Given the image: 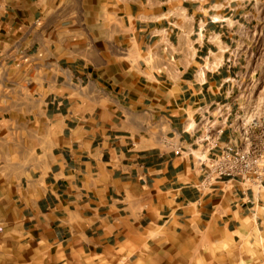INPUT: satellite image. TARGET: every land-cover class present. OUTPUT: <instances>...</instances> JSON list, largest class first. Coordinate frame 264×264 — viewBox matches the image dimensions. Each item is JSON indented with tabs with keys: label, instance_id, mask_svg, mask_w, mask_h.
Wrapping results in <instances>:
<instances>
[{
	"label": "crops",
	"instance_id": "obj_1",
	"mask_svg": "<svg viewBox=\"0 0 264 264\" xmlns=\"http://www.w3.org/2000/svg\"><path fill=\"white\" fill-rule=\"evenodd\" d=\"M257 3L0 0L4 262L126 264L161 232L264 225V188L204 185L196 143Z\"/></svg>",
	"mask_w": 264,
	"mask_h": 264
},
{
	"label": "rangeland",
	"instance_id": "obj_2",
	"mask_svg": "<svg viewBox=\"0 0 264 264\" xmlns=\"http://www.w3.org/2000/svg\"><path fill=\"white\" fill-rule=\"evenodd\" d=\"M253 11L254 16L248 17L247 30L237 35L230 50L238 74L230 83L235 87L232 94L235 108L242 107L248 114L254 111L264 113V0H258ZM263 228L264 225L255 221L242 222V228H231L235 230L236 238L231 233V237L224 236L221 240L182 236L181 232L179 235L161 232L151 238L148 252L134 254L133 262L126 264H255L264 256L261 253L264 246ZM0 256V264L42 262L41 258L37 259L27 252L25 247L20 253L8 249L5 262L2 254Z\"/></svg>",
	"mask_w": 264,
	"mask_h": 264
},
{
	"label": "built area",
	"instance_id": "obj_3",
	"mask_svg": "<svg viewBox=\"0 0 264 264\" xmlns=\"http://www.w3.org/2000/svg\"><path fill=\"white\" fill-rule=\"evenodd\" d=\"M235 105L231 95L216 102L201 118L196 143L200 148L197 160L204 174L203 183L240 182L247 188L261 189L264 188V113L248 114Z\"/></svg>",
	"mask_w": 264,
	"mask_h": 264
}]
</instances>
